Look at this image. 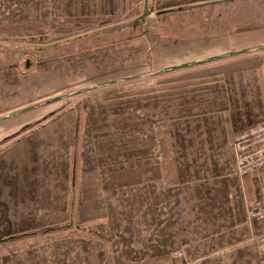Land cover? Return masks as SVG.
I'll list each match as a JSON object with an SVG mask.
<instances>
[{
	"label": "crops",
	"instance_id": "1",
	"mask_svg": "<svg viewBox=\"0 0 264 264\" xmlns=\"http://www.w3.org/2000/svg\"><path fill=\"white\" fill-rule=\"evenodd\" d=\"M192 9L203 17L188 28L199 32L160 37L150 52L138 97L149 104L148 127L133 148L130 138H118L129 148H111L110 106L100 132L91 109L80 166L72 116L0 148V264H264V217L248 215L256 202L264 213V170L238 178L231 147L236 134L264 122V0ZM122 173L132 174L128 184ZM67 214L84 227L38 237L39 226L61 225Z\"/></svg>",
	"mask_w": 264,
	"mask_h": 264
},
{
	"label": "rangeland",
	"instance_id": "2",
	"mask_svg": "<svg viewBox=\"0 0 264 264\" xmlns=\"http://www.w3.org/2000/svg\"><path fill=\"white\" fill-rule=\"evenodd\" d=\"M205 1L209 0H0V117L57 96L118 81L0 121V148L24 133L60 117L72 116L79 137L76 145H72L76 154L71 151V155L75 154L80 166L85 161L82 144L86 142L90 111L94 108L100 132L108 106L111 107L108 131L115 134L111 148L117 153L129 148L119 141L127 138L133 148L139 131L145 138L144 128L148 127L149 104H140L138 97L139 79L149 72L146 62L150 52L155 50L160 37L198 33V29L188 27L202 20L203 15L192 8ZM163 11L171 12L163 14ZM222 17L232 20L228 12L222 13ZM241 18L249 19V10L242 12ZM139 74L142 76L136 77ZM114 118L119 122L113 123ZM66 127L69 129V125ZM89 143L95 154V148H100L99 135L93 134ZM92 151L86 157L88 162ZM126 162L124 165H132ZM82 175L78 173V192ZM131 176L122 173L121 185L127 183V178L132 180ZM84 224L67 214L63 224L41 225L36 230L40 237L48 234L44 233L48 230L74 229L75 225L84 227ZM180 256L177 253L175 257Z\"/></svg>",
	"mask_w": 264,
	"mask_h": 264
},
{
	"label": "built area",
	"instance_id": "3",
	"mask_svg": "<svg viewBox=\"0 0 264 264\" xmlns=\"http://www.w3.org/2000/svg\"><path fill=\"white\" fill-rule=\"evenodd\" d=\"M231 147L235 160V175L238 178L264 170V122L236 134ZM248 215L252 220L263 218L261 203L256 202L253 208L249 209ZM180 255L178 253V256Z\"/></svg>",
	"mask_w": 264,
	"mask_h": 264
},
{
	"label": "water",
	"instance_id": "4",
	"mask_svg": "<svg viewBox=\"0 0 264 264\" xmlns=\"http://www.w3.org/2000/svg\"><path fill=\"white\" fill-rule=\"evenodd\" d=\"M148 14H149V13H148ZM144 15H147V12L144 13ZM144 15L142 16V19H143ZM260 48H261V47H257L256 49H260ZM243 52H247V51L242 50V52H240V53H243ZM237 54H239V52H236V53H226V54L220 55V56H218V57L211 58V60H218V59H222V58H226V57L234 56V55H237ZM198 63H200V62H195L194 64H198ZM201 63H202V62H201ZM178 68H180V67H173V68L166 69V70H164V71H165V72H166V71H171V70H175V69H178ZM145 76H146V75H145ZM136 77H137V76H136ZM123 80H127V79H123ZM123 80H122V81H123ZM116 82H118V81H110V82H107V83H102V84H100V85L92 86V87H90V88H87V89H84V90H81V91H77V92H74V93H71V94H67V95H63V96H57V97H54V98H51V99H48V100H45V101L39 102V103H37V104H34V105L29 106V107L23 108V109H21V110H19V111L13 112V113L8 114V115H5V116H3V117H0V121H3V120H6V119H9V118H11V117H14V116L19 115V114H22V113H25V112H27V111H30V110H32V109H34V108H37V107H39V106H41V105H44V104H46V103L54 102V101H59V100L66 99V98H70V97H74V96L80 95V94H82V93H85V92H89V91H91V90H94V89H96V88L106 87V86H111V85L115 84Z\"/></svg>",
	"mask_w": 264,
	"mask_h": 264
},
{
	"label": "trees",
	"instance_id": "5",
	"mask_svg": "<svg viewBox=\"0 0 264 264\" xmlns=\"http://www.w3.org/2000/svg\"><path fill=\"white\" fill-rule=\"evenodd\" d=\"M57 230H59V228Z\"/></svg>",
	"mask_w": 264,
	"mask_h": 264
}]
</instances>
